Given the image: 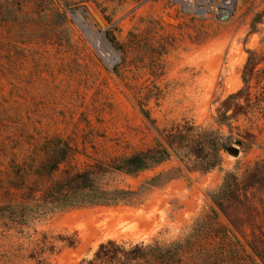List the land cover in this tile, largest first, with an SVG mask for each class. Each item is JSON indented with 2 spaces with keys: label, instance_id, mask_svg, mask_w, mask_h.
<instances>
[{
  "label": "rangeland",
  "instance_id": "obj_1",
  "mask_svg": "<svg viewBox=\"0 0 264 264\" xmlns=\"http://www.w3.org/2000/svg\"><path fill=\"white\" fill-rule=\"evenodd\" d=\"M18 15L0 31V264H36L31 251L45 236L47 264H81L108 241H178L213 213L208 194L226 173L264 159V0H46ZM251 53L259 60L245 82ZM185 122L204 133L201 159L185 165L171 154L113 179L139 190L136 205L1 216L12 196L27 197L7 181L42 138L72 139L84 168L153 148L157 129Z\"/></svg>",
  "mask_w": 264,
  "mask_h": 264
},
{
  "label": "trees",
  "instance_id": "obj_2",
  "mask_svg": "<svg viewBox=\"0 0 264 264\" xmlns=\"http://www.w3.org/2000/svg\"><path fill=\"white\" fill-rule=\"evenodd\" d=\"M44 1L0 0V31L7 26L14 29L21 17L18 14L31 16ZM107 38L114 48L123 51L114 36ZM258 60L255 53L250 54L245 82ZM142 113L150 120L147 112ZM157 132L159 139L153 148L96 160L84 168L78 166L77 158L86 155L85 149L72 139L61 135L42 138L22 163L13 164V175L7 181L8 188L26 189L27 197L18 201L12 196L1 208V216L16 221L26 210L41 216L54 210L136 205L139 190L114 186V178L136 176L161 165L171 154L188 165L201 159L204 152V133L189 122ZM216 146L218 153L210 167L221 164L219 152L227 149L224 143ZM160 176L147 184L153 185ZM208 197L215 210L197 218L182 239L169 244L108 241L81 264H264V159L248 165L242 174L226 173L222 184ZM50 245L45 236L30 258L36 264H47L43 254Z\"/></svg>",
  "mask_w": 264,
  "mask_h": 264
},
{
  "label": "water",
  "instance_id": "obj_3",
  "mask_svg": "<svg viewBox=\"0 0 264 264\" xmlns=\"http://www.w3.org/2000/svg\"><path fill=\"white\" fill-rule=\"evenodd\" d=\"M230 153L234 156H238L239 155V150L237 148H231L230 149Z\"/></svg>",
  "mask_w": 264,
  "mask_h": 264
}]
</instances>
